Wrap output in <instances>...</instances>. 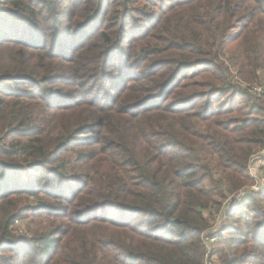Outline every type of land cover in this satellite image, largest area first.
<instances>
[{"label":"trees","instance_id":"1","mask_svg":"<svg viewBox=\"0 0 264 264\" xmlns=\"http://www.w3.org/2000/svg\"><path fill=\"white\" fill-rule=\"evenodd\" d=\"M263 75L264 0H0V264H264Z\"/></svg>","mask_w":264,"mask_h":264},{"label":"rangeland","instance_id":"2","mask_svg":"<svg viewBox=\"0 0 264 264\" xmlns=\"http://www.w3.org/2000/svg\"><path fill=\"white\" fill-rule=\"evenodd\" d=\"M233 74L235 75L236 74V71L233 70ZM262 78H264V75L262 76ZM241 85L245 88H247V90L249 91V93L251 92H258L256 90L258 89H261L262 92H264V85L263 84H257V85H248L244 82H240ZM264 94V93H262ZM264 150V147L261 149V150H258V152L255 153V155H258L260 154L262 151ZM263 161H264V158L261 160V161H253L251 163L250 161V174H251V177L253 178V181H254V185H256L257 183L263 185V180H264V171H262V168H263ZM250 188V187H249ZM226 209V208H225ZM224 213V211H223ZM107 214H112V212H109L107 210L103 211V215H107ZM224 222V214H223V221L222 223ZM13 229H14V234L17 236V237H22L24 235L25 232H27V228L23 225V224H20V223H15L14 226H13ZM153 230V229H152ZM156 230L154 229V232ZM225 235L222 234L220 237L218 236V242L215 244H212L211 247H210V254L213 255L214 259H215V263L216 264H220L219 263V260H218V252L217 251H220L219 248L222 247V244L221 243H224L223 241L221 242V237H224ZM225 238H228V236H225ZM221 245V246H218V245ZM229 253V256L228 258H231V255H230V252H227ZM221 252H219V256H221ZM206 261V260H205ZM205 264V263H204Z\"/></svg>","mask_w":264,"mask_h":264},{"label":"built area","instance_id":"3","mask_svg":"<svg viewBox=\"0 0 264 264\" xmlns=\"http://www.w3.org/2000/svg\"><path fill=\"white\" fill-rule=\"evenodd\" d=\"M258 92H254V93H258V94H262L264 92H262L261 89H258L256 90ZM264 158V150L258 154V155H253L252 158H251V163L253 161H261L262 159ZM250 169V168H249ZM264 190V180H263V185L257 183L256 185L250 187V188H247V189H243L241 190L240 192H236L235 194H233L232 196H230L229 198L232 199L233 197H238L240 198L241 196L245 195V194H253V193H256V192H261ZM229 199V200H230ZM225 206V204H224ZM223 221V208L220 209L219 211H217V213L215 214V218L214 220L212 221L211 223V226L210 228L203 233L202 235V240L208 250V257L205 261V264H216L215 263V259L214 257H212V255L210 254L209 250H210V247L212 244H216L218 242V236H214V232L216 230H218L220 224L222 223ZM16 223H19V222H16Z\"/></svg>","mask_w":264,"mask_h":264}]
</instances>
